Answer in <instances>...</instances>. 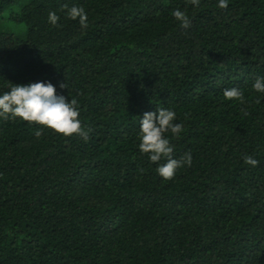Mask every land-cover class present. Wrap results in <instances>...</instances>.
Wrapping results in <instances>:
<instances>
[{"label": "trees", "instance_id": "obj_1", "mask_svg": "<svg viewBox=\"0 0 264 264\" xmlns=\"http://www.w3.org/2000/svg\"><path fill=\"white\" fill-rule=\"evenodd\" d=\"M217 2L0 0V93L50 81L90 130L37 138L40 125L0 119V264H264V0ZM232 87L245 103L224 98ZM158 107L184 126L167 134L173 157L193 156L171 180L137 146Z\"/></svg>", "mask_w": 264, "mask_h": 264}, {"label": "clouds", "instance_id": "obj_2", "mask_svg": "<svg viewBox=\"0 0 264 264\" xmlns=\"http://www.w3.org/2000/svg\"><path fill=\"white\" fill-rule=\"evenodd\" d=\"M189 4L198 8L201 0H188ZM217 7L226 9L228 0H218ZM67 19L79 22L82 28L88 27V15L83 6L65 4L61 9ZM171 15L182 28L191 26L190 17L179 9L174 10ZM61 16L56 11H49L47 21L52 26H57ZM60 88L68 87L61 83ZM257 94L264 95V75L257 76L252 84ZM226 100L240 101L245 103L243 92L235 87L226 88L223 92ZM256 103H260L257 98ZM23 121L40 125L34 134L40 138L45 128L53 130L56 134L70 137L73 134L82 138L85 142L89 140L90 130L82 126L80 119V105L76 97L69 100L62 94H57V87L49 82H33L27 85L11 83L8 90L0 93V119ZM177 113L172 108L158 107L155 112H145L139 120L137 132L138 149L147 155L148 160L156 165V173L164 180H171L177 174V170L185 166L191 167L193 163L192 153L186 152L179 159L173 157L174 146L171 138H177L184 131L182 123H177ZM164 160V163H159ZM243 161L246 165L255 168L259 161L254 155H244Z\"/></svg>", "mask_w": 264, "mask_h": 264}, {"label": "rangeland", "instance_id": "obj_3", "mask_svg": "<svg viewBox=\"0 0 264 264\" xmlns=\"http://www.w3.org/2000/svg\"><path fill=\"white\" fill-rule=\"evenodd\" d=\"M11 24L13 27H11L15 32H22L23 31V27L22 26H14L16 25V23L12 22V23H8V25ZM9 27V26H8Z\"/></svg>", "mask_w": 264, "mask_h": 264}]
</instances>
